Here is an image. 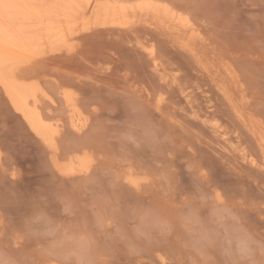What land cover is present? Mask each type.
<instances>
[{"label":"rangeland","instance_id":"1","mask_svg":"<svg viewBox=\"0 0 264 264\" xmlns=\"http://www.w3.org/2000/svg\"><path fill=\"white\" fill-rule=\"evenodd\" d=\"M173 1L203 34L199 54L141 23L84 33L74 54L45 61L59 70L40 75L58 105L46 110L51 124L71 128L53 87L85 98L87 110L80 108L92 132L83 140L65 133L59 161L69 163L80 151L71 145L84 143L94 160L89 173H61L0 93V264H76L70 246L49 247L68 236L84 237V264H158L132 234L133 212L143 206L178 213L194 207L204 215L227 206L264 237L263 154L225 89L234 85L235 97L264 121V0ZM47 228L57 235L45 236ZM172 258L202 264L179 247ZM227 259L217 255L215 264ZM251 260L264 264V255L257 249Z\"/></svg>","mask_w":264,"mask_h":264},{"label":"bare ground","instance_id":"2","mask_svg":"<svg viewBox=\"0 0 264 264\" xmlns=\"http://www.w3.org/2000/svg\"><path fill=\"white\" fill-rule=\"evenodd\" d=\"M8 2L21 5L19 8L9 9L10 20L7 15L4 16V4ZM98 2L114 6L105 10L104 18L99 21L94 17L93 11L89 10V5L94 9ZM174 2L173 0H0V93L8 100L15 115L20 116L33 135L51 153L54 165L61 173L78 175L76 170L82 174L89 173L94 160L87 146L85 149L84 143H71L72 148L80 150L79 153L74 155L70 152L74 156L68 158L69 163L60 164V156L64 152L62 147L64 137H57V125L51 124L47 119L46 110L51 108L52 111L53 101L56 100L44 87L43 82L48 77H41L43 74L40 69L47 66L45 61L52 59V56L58 53L72 54L73 51L69 50L70 46L84 33L110 27L126 28L141 23L168 32L172 35L169 36H174L177 43L187 52L196 54L201 50L198 49L199 45L196 46L204 41L203 34L192 21L189 11L187 9L184 11L179 5L177 7ZM139 5L154 7L141 8ZM154 53V49L149 50L150 56H154ZM201 55L200 53V57ZM205 58L203 59L202 56V61H210L209 57L206 61ZM208 64L210 63H207V68ZM220 73L222 75L221 71ZM231 86L225 89L234 114L255 138L264 160V147H262L264 121L256 118L246 109L245 103L235 97V88L231 89L234 85ZM62 93L64 94L62 99L65 100L70 112L71 127L73 125L87 127L90 119L84 115L80 105L74 103V93L69 91ZM127 181L136 187H140L142 183L133 176H129Z\"/></svg>","mask_w":264,"mask_h":264},{"label":"clouds","instance_id":"3","mask_svg":"<svg viewBox=\"0 0 264 264\" xmlns=\"http://www.w3.org/2000/svg\"><path fill=\"white\" fill-rule=\"evenodd\" d=\"M75 44L70 46V51H75ZM42 73H55L57 68H42ZM54 96L59 98L64 95L59 88L51 89ZM62 101V100H60ZM75 104H79L87 110L85 98L73 96ZM54 108L58 107L53 101ZM57 137H62L65 133L83 139L92 132V123L87 127H77L73 125L60 126L56 122ZM193 166L192 163H189ZM223 203V201H221ZM132 234L135 239L145 246L153 249L158 264H175L173 252L175 247L185 251H190L202 260V264H215V256H227L225 264H254L251 258L259 249L264 255V237L257 236L246 226L242 218L232 212L227 206L223 209L213 208L207 215H204L198 208H189L185 212H176L155 206H143L134 210L131 224ZM45 236L55 237L56 228H47ZM84 237L68 236L60 239H53L50 248L55 249L62 245H68L75 250L78 255L76 264H84L79 258L83 254L82 241ZM89 241V245H91ZM232 257H236L233 259Z\"/></svg>","mask_w":264,"mask_h":264},{"label":"snow or ice","instance_id":"4","mask_svg":"<svg viewBox=\"0 0 264 264\" xmlns=\"http://www.w3.org/2000/svg\"><path fill=\"white\" fill-rule=\"evenodd\" d=\"M30 6H32V5H30ZM19 7H21V5L19 3H15V2L5 3L4 4V9H5L4 16L7 15L8 19L10 20L9 9H16V8H19ZM112 7H114V6L111 5V4L98 2L94 9L91 7V5H89V10L93 11L94 17H96L97 20L99 21V20L104 18L105 10L110 9ZM139 7H141V8H145V7L151 8V7H154V6L153 5H139ZM176 74L179 75V72H177ZM262 147H264V145H262Z\"/></svg>","mask_w":264,"mask_h":264}]
</instances>
